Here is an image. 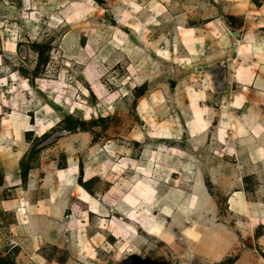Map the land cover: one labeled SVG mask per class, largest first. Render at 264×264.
I'll return each mask as SVG.
<instances>
[{
    "label": "rangeland",
    "instance_id": "374dc122",
    "mask_svg": "<svg viewBox=\"0 0 264 264\" xmlns=\"http://www.w3.org/2000/svg\"><path fill=\"white\" fill-rule=\"evenodd\" d=\"M263 49L264 0H0V122L30 124L16 133L30 224L45 221L46 175L75 172L52 241L24 233L0 191V264H264ZM188 161L205 194L182 216Z\"/></svg>",
    "mask_w": 264,
    "mask_h": 264
},
{
    "label": "crops",
    "instance_id": "0c3cea01",
    "mask_svg": "<svg viewBox=\"0 0 264 264\" xmlns=\"http://www.w3.org/2000/svg\"><path fill=\"white\" fill-rule=\"evenodd\" d=\"M0 108H1V106H0ZM24 116H27V115L24 114ZM1 120L7 121L9 119H6V116H5V117H0V121ZM27 124L30 125L21 117H18L14 121H12V119H10L9 122L3 123V124L0 122V174L2 175L1 179H0V191H2L4 188H7V187L11 188L8 190L9 191L11 190V194L13 195V197L7 201L8 203L6 206L9 210H11L12 214H14L13 213V212H15L14 210L19 211L16 213L18 220H16V218H15V223L17 221V224L20 227L22 226V231L24 233L26 231H30L31 237L33 240L34 239L35 240L45 239L48 241H52L55 238L57 239L58 233H59V232L53 231V229H55V228L52 229V227L54 226L53 223H55V220L60 216L63 209L65 208L64 205L66 204L65 203L63 205V201H62V195L63 194L58 195V186L61 187L62 190H66V189L69 190V189H71V187H74L72 182H74L75 178L71 177V174H73V171H68L67 173L69 174V177H67V174L65 175V170L60 175L57 174V171H59L58 168H56L54 171L51 170L52 173L51 174L49 173L48 175H46L45 182L43 183L45 195H48L47 196V200H48L47 202L50 203L48 207H45V208L43 207V210H44V212L47 211L48 213H44L42 210V207L38 208L41 212L37 213L38 215H44L45 221L41 220V222L38 224H30L29 220L27 221L28 215L32 214L31 210H32V207L34 205L30 204L31 200H29V199H31V198H29L28 200L27 199L21 200L20 198H19L20 200H18V198H17V195L19 193H21V191H23L24 189L20 190L19 183L21 182V180H20V177L17 176V171H18V167H19L18 161L21 158L22 153H19L20 149L16 147L17 142H19V140H20L19 135H17L16 133H17V131L26 128ZM14 126H15V133H14ZM36 126H39V124H37ZM4 152L9 156V158H6ZM194 170H196V168H194ZM50 176H51V179L54 180L55 183L52 184L51 182L50 183L47 182L48 179H50ZM58 176H59V178H58ZM60 176L64 177L65 181L63 184H61L59 181ZM44 177L45 176H42L41 180H43ZM10 180H11V182L13 180V182L11 184L8 183V182H10ZM138 180H139V178L136 180V183L138 182ZM196 180L197 179L194 178L191 185L194 186L196 183ZM136 188L138 190L140 188V186H136V184H135L134 189H136ZM141 188H142V186H141ZM235 192H237V191H235ZM29 195L30 194L28 193L27 196H29ZM239 195H240V193H239ZM82 196H83V193L80 191L78 199L81 200L82 202H84L85 204H87V206H88L87 211L88 212L97 211L98 202L89 195H88V199H85V200L82 199L83 198ZM101 198L102 197H100V199ZM242 201H243L242 197L241 198L238 197L236 199V203L239 204L240 208L243 207ZM22 202H23V204H22ZM91 202H95V203L93 204ZM31 203H35V202H31ZM0 206H2V204H0ZM37 207H38V205H37ZM91 207H93V209H91ZM2 208H3V206H2ZM3 210H4V208H3ZM33 210H34V208H33ZM116 211H118V210H116ZM21 213H22V217H23L22 219L19 218V215ZM121 214L124 215L125 213H121ZM158 222L159 223L156 225V229H157L158 233L156 235H154L157 237H159L160 230L162 229L161 228V225H162L161 221H158ZM114 235H115V237L119 238V241L120 240L122 241L121 244H123V245L125 244L124 243L125 242L124 241L125 236H124L123 230H119L118 235H116V233L113 232L112 236H114ZM212 238H214V241L218 240V238L215 234L214 235L212 234ZM213 248H215V247H213ZM212 249H210L209 251H211ZM81 251L82 252H80V253L82 254L84 252V250L81 249ZM218 252H220V251H218Z\"/></svg>",
    "mask_w": 264,
    "mask_h": 264
},
{
    "label": "bare ground",
    "instance_id": "6f19581e",
    "mask_svg": "<svg viewBox=\"0 0 264 264\" xmlns=\"http://www.w3.org/2000/svg\"><path fill=\"white\" fill-rule=\"evenodd\" d=\"M134 5V4H133ZM138 6V5H137ZM135 9V8H134ZM133 9V10H134ZM136 12V11H135ZM185 27V26H184ZM212 29V28H211ZM188 32H190V31H188ZM217 32V31H216ZM29 33V32H28ZM222 33V32H221ZM183 35H185V34H183ZM189 35V34H188ZM195 35V34H194ZM162 36V35H161ZM186 36V35H185ZM191 36V35H190ZM181 37V36H180ZM183 38H184V36H182ZM189 37V36H188ZM194 37V36H193ZM187 40H188V38H187ZM193 41V40H192ZM186 43V42H185ZM187 47H186V49L188 50V52H193L194 51V49L196 48H193L192 47V44H187L186 45ZM264 50V49H263ZM196 51V50H195ZM198 51V50H197ZM157 52V51H156ZM199 52V51H198ZM203 52V51H202ZM201 52V53H202ZM242 53V52H241ZM244 53V52H243ZM240 54V53H239ZM193 55V54H192ZM203 55V54H202ZM186 57V56H185ZM239 59V58H238ZM240 61V60H239ZM193 62V61H192ZM191 62V63H192ZM194 62H195V60H194ZM193 62V63H194ZM198 62H200V61H198ZM196 63V62H195ZM186 64V63H185ZM246 64V63H245ZM4 69V68H3ZM4 72H6V71H4ZM238 81V80H237ZM196 90H198V89H196ZM204 90V89H203ZM41 92V91H40ZM193 92V91H192ZM196 92V91H195ZM43 93V92H42ZM198 93V92H197ZM169 94V93H168ZM201 94V93H200ZM194 95V94H193ZM196 96V95H195ZM199 96H201V95H199ZM229 96V95H228ZM52 97V96H51ZM194 97V96H193ZM230 97V96H229ZM50 98V97H49ZM178 98V97H177ZM201 98V97H200ZM51 99V98H50ZM152 99V98H151ZM195 99H196V97H195ZM195 99H192L191 101L193 102ZM177 100V99H176ZM179 100V99H178ZM180 100H182V99H180ZM225 100V99H224ZM147 101V100H146ZM149 101V100H148ZM164 102V101H163ZM186 102V101H185ZM189 102V101H188ZM204 102V101H203ZM208 103V102H207ZM234 103V102H233ZM149 104V103H148ZM175 104V103H174ZM160 105V104H159ZM158 105V106H159ZM181 105V104H180ZM188 105V104H187ZM142 106V105H141ZM208 107V106H207ZM151 109V108H150ZM143 110V109H142ZM152 110V109H151ZM209 110V109H208ZM153 111V110H152ZM139 113L141 114V116L143 117V118H146V116H145V114L144 113H146L145 111L144 112H141V110L139 109ZM256 116V115H255ZM228 117V116H227ZM57 118V117H56ZM186 118V117H185ZM202 118V117H201ZM41 119V118H40ZM51 119V118H50ZM57 120V119H56ZM149 120V119H148ZM195 119H193V121H194ZM255 120V119H254ZM259 120H261L260 118H259ZM189 121H192V120H189ZM262 121V120H261ZM53 122V121H52ZM55 122V121H54ZM179 122V121H178ZM183 122H185V121H183ZM240 122V121H239ZM257 122V121H256ZM255 122V123H256ZM193 123V122H192ZM223 123V122H222ZM259 123V122H258ZM257 123V124H258ZM264 123V122H263ZM150 124V123H149ZM189 124V123H188ZM253 124H254V122H253ZM261 124V123H260ZM259 124V125H260ZM181 125V124H180ZM194 125V124H193ZM44 126V125H43ZM52 125H50V127H51ZM168 126V125H167ZM187 126V125H186ZM234 126V125H233ZM181 127V126H180ZM191 127H192V125H191ZM190 127V128H191ZM220 127V126H219ZM37 129V128H36ZM192 129V128H191ZM193 130V129H192ZM248 130V129H247ZM263 130V129H262ZM169 131V130H168ZM190 131V130H189ZM218 131V130H217ZM261 131V130H260ZM150 132V131H149ZM203 132V131H202ZM172 133V132H171ZM260 133V132H259ZM258 133V134H259ZM167 134V133H166ZM169 134V133H168ZM173 134H176V133H173ZM185 134V133H184ZM201 135H202V133H200ZM206 133H204V135H205ZM230 134V133H229ZM172 135V134H171ZM191 135V134H190ZM193 135V134H192ZM170 136V135H169ZM181 136V135H180ZM179 136V137H180ZM194 136V135H193ZM163 137V136H162ZM165 138V137H164ZM174 138H176L177 139V136H175ZM191 140V139H190ZM189 140V141H190ZM194 140V139H193ZM193 143V142H192ZM194 143H196V142H194ZM197 145V144H196ZM222 146V145H221ZM264 146V145H263ZM107 148H108V146H106ZM201 147V146H200ZM232 147V146H231ZM257 147V146H256ZM227 148H228V146H227ZM217 150V149H216ZM249 150V149H248ZM262 150V149H261ZM234 151V150H233ZM258 151V150H257ZM213 153H215L214 151H213ZM4 154H5V156H6V158H9V156L4 152ZM213 155V154H212ZM215 155V154H214ZM234 155V154H233ZM159 156V157H158ZM162 155H157V159H159L160 157H161ZM121 159H125V158H121ZM162 160V159H161ZM159 161V160H158ZM236 161V160H235ZM169 162V161H168ZM172 162H173V160H172ZM189 162V164H186V165H190L191 164V162L190 161H188ZM153 163V162H152ZM164 163V162H163ZM250 163V162H249ZM149 164V163H148ZM147 164V165H148ZM182 164V162H180V165ZM263 164V163H262ZM261 164V165H262ZM157 165V164H156ZM166 165H167V163H166ZM184 166L183 167V169L181 170L182 171V175H181V177L183 176L184 177V179H183V182L185 183V184H187L188 183V179L190 178L189 176H191L193 179L194 178H196L197 180H196V183H195V185L193 186V185H191V189L189 190V193H188V195H187V198H186V202H185V207H183V208H181L182 206L181 205H179L178 204V206H179V208H181V209H176V211H177V215H179V214H181V215H183V216H188L191 212H192V209H194V207L196 206V207H198V208H200V201L197 199L198 197H197V195L198 196H204V194H205V190H204V188H203V186L201 185V179H200V176L196 173L195 174V176H193L194 175V168H196V166L194 165V164H191L192 165V167H190V166ZM135 166V165H134ZM178 166V165H177ZM136 167V166H135ZM134 167V168H135ZM145 167V166H144ZM247 167V166H246ZM148 168V167H147ZM156 168V167H155ZM159 168V167H158ZM161 168V167H160ZM172 168V167H171ZM226 168V167H225ZM245 168V167H244ZM138 169V168H137ZM143 170V169H142ZM214 170V169H213ZM260 170V169H259ZM145 170H143L142 171V174L143 173H145L144 172ZM161 171V170H160ZM196 171V170H195ZM245 171V170H244ZM64 172V170H62V169H60L59 171H57V174L58 175H60L61 173H63ZM147 173V172H146ZM158 173V172H157ZM243 173V172H242ZM135 174V173H134ZM228 174V173H227ZM140 175V174H139ZM155 175H156V173H155ZM222 175V174H221ZM231 176V175H230ZM233 176V175H232ZM253 176H254V174H253ZM71 177L73 178H75V173H73V174H71ZM189 177V178H188ZM132 178V177H131ZM134 178H136V175L134 176ZM134 178H133V180H134ZM150 178H153V177H150ZM227 178V177H226ZM137 179H138V177H137ZM137 179H135L133 182H136V180ZM154 179V178H153ZM160 179V178H159ZM156 180H157V178H156ZM168 180V179H167ZM166 180V181H167ZM230 180V179H229ZM129 181V180H128ZM236 181H237V179H236ZM161 182V181H160ZM234 182V181H233ZM60 183L61 184H63L62 183V177L60 176ZM127 183V182H126ZM191 183H192V181H191ZM230 183V182H229ZM184 184V185H185ZM228 184V183H227ZM232 184V183H231ZM234 184V183H233ZM124 185V184H123ZM121 186V185H120ZM228 186V185H227ZM161 188V187H160ZM140 189V188H139ZM138 189V190H139ZM227 190V189H226ZM230 190V189H229ZM232 190V189H231ZM80 191L83 193V199H88V195H87V193H85L82 189H80ZM155 194V192L153 191L152 192V195H154ZM238 195H239V192H231L230 193V198H229V207H232L233 208V206H234V208H235V203H236V199L238 198ZM234 196H236V198H234ZM240 197V196H239ZM139 198V197H138ZM241 198V197H240ZM137 201V200H136ZM199 201V202H198ZM91 203H95V202H91ZM145 203V202H144ZM205 203V202H204ZM22 204H23V202H22ZM143 204V203H142ZM198 204V205H197ZM145 205H146V203H145ZM205 205H207L208 206V204H207V202L205 203ZM231 205V206H230ZM239 205V204H238ZM238 205H236V206H238ZM242 205H244V202L242 201ZM247 206V205H246ZM245 206V207H246ZM250 207V206H249ZM234 208H233V210H234ZM237 208V207H236ZM248 208V207H247ZM91 209H93V207H91ZM252 209V208H251ZM230 210H232L231 208H230ZM246 210V209H245ZM141 211V210H140ZM236 211V210H235ZM239 211V210H238ZM44 213H48L47 211H45ZM245 213V212H244ZM251 215V214H250ZM254 215V214H253ZM244 216H246V215H244ZM263 216L264 215H261V218H263ZM152 217L153 216H151V215H149V214H147L146 216H145V214L144 213H140V215L139 216H136V219H138V221L136 222V223H142V222H146V224L145 225H143L144 227V229L147 231V233H149V234H151V235H156L157 233H158V231H157V229H156V225H157V223L156 222H153V223H150V222H148L149 220H152ZM151 218V219H150ZM250 218H252V217H250ZM135 219V220H136ZM255 219V218H254ZM113 220H115V218H113ZM134 220V219H133ZM250 220V219H249ZM260 220V219H259ZM262 220H264V219H262ZM252 221V220H251ZM253 221H255V220H253ZM252 221V222H253ZM158 222V221H157ZM259 222H261V221H259ZM134 223V222H133ZM255 223V222H254ZM102 228H104V227H102ZM195 228V227H194ZM119 230H122L121 228H119V229H113V232L114 233H116V235H118V231ZM132 230V231H131ZM131 230H129L128 229V226H127V231L128 232H133L134 231V229L132 228ZM128 232H126V231H124L123 230V233H124V236H125V239L130 235V233H128ZM186 234V233H185ZM132 238H134V237H132ZM190 246V245H189ZM192 249V248H191Z\"/></svg>",
    "mask_w": 264,
    "mask_h": 264
}]
</instances>
